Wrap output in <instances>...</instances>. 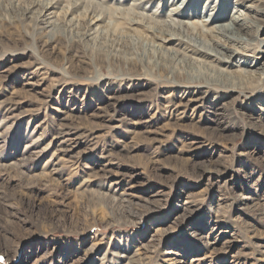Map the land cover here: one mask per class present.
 Listing matches in <instances>:
<instances>
[{
  "label": "rangeland",
  "instance_id": "rangeland-1",
  "mask_svg": "<svg viewBox=\"0 0 264 264\" xmlns=\"http://www.w3.org/2000/svg\"><path fill=\"white\" fill-rule=\"evenodd\" d=\"M239 1L180 13L264 4ZM32 2L0 0V264H264V74L244 93L170 82L142 39L82 40L64 1L52 27ZM261 21L254 55L211 64L261 66Z\"/></svg>",
  "mask_w": 264,
  "mask_h": 264
},
{
  "label": "bare ground",
  "instance_id": "bare-ground-1",
  "mask_svg": "<svg viewBox=\"0 0 264 264\" xmlns=\"http://www.w3.org/2000/svg\"><path fill=\"white\" fill-rule=\"evenodd\" d=\"M60 1H64L65 4L59 14L55 15L66 18L70 15L69 19L60 18V20L65 25L75 20L81 31L82 40H89L91 37L94 39L95 31L100 33L109 31L115 36L113 39L115 45L120 43V40L124 41L126 37H134L138 41L142 39L151 48L152 56L155 57V62L150 66H155V72L158 74L171 73L173 77L167 79L170 82L182 81L187 85L196 84L194 86L200 88H208L212 85V87H225L230 91L244 93L254 86V83L260 81L264 74L262 72L264 63L257 66L259 60L255 63L239 60L235 64L238 65L230 70L211 64L214 62L228 67L227 63H230V58L234 55H254L249 51L251 47L256 43H263L259 35L262 30L264 4L253 6L254 13L251 14L247 13L246 7L252 6V3L246 4L239 10L234 8L230 16L225 15L218 6L211 11L212 5L206 3L203 8L201 7L202 12L204 10L211 12L208 11L207 16L201 21L191 22L182 19L183 14L180 12L184 10L185 3L188 5L193 0H180L164 18L159 17L156 10L148 13L137 9L144 1L146 5L144 4L143 7H148L147 0H133L131 6L126 7L108 5L105 3L107 0H39L38 2L33 0L27 12L34 13V8L40 7V11H37V21L47 20L48 27H52L61 22L48 21L47 16L50 11L58 8ZM169 1L173 4L176 2V0ZM193 3L191 5H194ZM237 4L241 5V1L237 0ZM72 12H77L76 16H73ZM171 44L178 49L170 47ZM179 46L183 48L179 49ZM167 64H172V68L168 69ZM144 67L148 68V65Z\"/></svg>",
  "mask_w": 264,
  "mask_h": 264
}]
</instances>
